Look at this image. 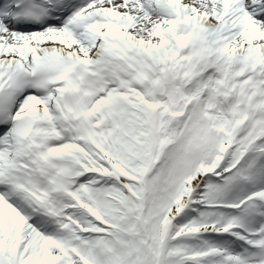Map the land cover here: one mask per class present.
<instances>
[{"label":"snow or ice","instance_id":"6c2138e0","mask_svg":"<svg viewBox=\"0 0 264 264\" xmlns=\"http://www.w3.org/2000/svg\"><path fill=\"white\" fill-rule=\"evenodd\" d=\"M0 264H264V0H0Z\"/></svg>","mask_w":264,"mask_h":264}]
</instances>
